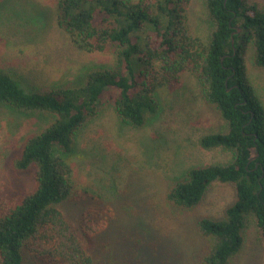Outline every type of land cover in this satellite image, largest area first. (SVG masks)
Wrapping results in <instances>:
<instances>
[{
  "label": "trees",
  "instance_id": "1",
  "mask_svg": "<svg viewBox=\"0 0 264 264\" xmlns=\"http://www.w3.org/2000/svg\"><path fill=\"white\" fill-rule=\"evenodd\" d=\"M204 4L211 26L205 39L191 34L190 0H58L57 23L76 47L111 50L113 63L88 66L74 83L32 90L0 68V102L49 120L24 138L13 161L17 170L33 172L34 187L20 192L0 181V264H97L94 237L114 210L101 197V205L93 204L88 191L77 188V137L99 114L108 91L116 92L113 108L123 123L144 126L158 112L159 90L176 86L185 71L197 77L204 101L228 124L227 131L203 135L200 145L227 148L233 158L191 167L165 199L173 208L192 209L213 182L234 186L225 217L198 220V234L207 241L201 264H233L250 220L264 247V103L247 66L252 52L264 70V4ZM66 202L81 206L77 218L63 211Z\"/></svg>",
  "mask_w": 264,
  "mask_h": 264
},
{
  "label": "rangeland",
  "instance_id": "2",
  "mask_svg": "<svg viewBox=\"0 0 264 264\" xmlns=\"http://www.w3.org/2000/svg\"><path fill=\"white\" fill-rule=\"evenodd\" d=\"M57 2L0 0V68L11 70L27 90L74 83L88 66L113 63L111 50L87 52L76 47L57 23ZM188 17L191 34L205 39L211 26L204 0H190ZM247 66L264 103V70L254 64L252 52ZM115 95L105 94L99 114L80 131L72 161L76 186L88 191L87 200L101 205L97 198L101 197L114 210L107 228L94 237L97 264H201L207 241L198 234V220L225 217L235 200L234 186L213 182L192 209L173 208L165 196L191 167L232 160L233 152L227 148L200 145L203 135L227 131L226 120L204 101L199 80L189 71L176 86L159 90L158 112L141 127L119 119L113 108ZM48 121L0 102L1 182L20 192L34 187L33 172L17 170L13 161L24 138ZM61 208L73 218L81 211L73 202ZM243 234L244 245L233 264H264L254 220Z\"/></svg>",
  "mask_w": 264,
  "mask_h": 264
},
{
  "label": "water",
  "instance_id": "3",
  "mask_svg": "<svg viewBox=\"0 0 264 264\" xmlns=\"http://www.w3.org/2000/svg\"><path fill=\"white\" fill-rule=\"evenodd\" d=\"M238 30L240 31V28Z\"/></svg>",
  "mask_w": 264,
  "mask_h": 264
}]
</instances>
